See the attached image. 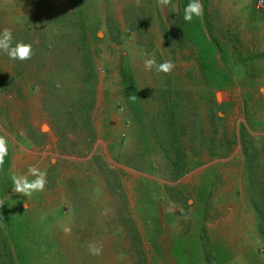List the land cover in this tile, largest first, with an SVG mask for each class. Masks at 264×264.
<instances>
[{"label":"rangeland","instance_id":"rangeland-1","mask_svg":"<svg viewBox=\"0 0 264 264\" xmlns=\"http://www.w3.org/2000/svg\"><path fill=\"white\" fill-rule=\"evenodd\" d=\"M74 1L0 0V30L11 29L14 42L30 43L33 50L24 62L0 52V136L8 140V176L27 175L29 166L47 173L43 192L23 197L10 187L0 202L24 208L49 240L46 259L53 264H191L194 250L197 264H264L259 248L256 256L248 251L243 258H205L193 227L202 213L210 214L193 203L202 196L214 204L223 186L215 169L220 172L225 164L216 162L208 173L207 199L202 191L197 195L199 180L192 172L201 155L224 158L237 151L242 160L234 157L229 166L243 183L242 129L264 159L262 0H208L212 35L232 65V82L223 87L202 81L195 51L170 48L164 33L178 21L177 0L169 6L158 0H78L95 75L92 140L82 133L73 103L83 83L89 85V78L76 81L84 71L77 37L60 35L49 23L59 14L75 20ZM143 53H154L158 62L171 60L175 68L167 74L149 71ZM216 59L221 64L220 53ZM121 68L131 73L135 103L125 97ZM71 115L75 119L65 125ZM173 123L189 162L175 179L165 163L172 154L162 149ZM130 223L139 232L140 247ZM90 243L102 246V254L91 255Z\"/></svg>","mask_w":264,"mask_h":264},{"label":"trees","instance_id":"trees-1","mask_svg":"<svg viewBox=\"0 0 264 264\" xmlns=\"http://www.w3.org/2000/svg\"><path fill=\"white\" fill-rule=\"evenodd\" d=\"M188 0H177L178 6V21L175 23L172 31L166 30L164 35L168 38L169 46L172 50L177 47H189L192 51H195V58L198 64V69L201 74L202 81L207 86L223 87L229 85L232 82L231 71L232 65L227 59L226 52L223 51V47L220 45L217 37L212 35L211 29L213 20L211 14L208 12V0H201L203 5V13L199 18H194L191 24L185 23L182 19V9ZM76 5H80L77 1H74ZM81 6V5H80ZM261 13L258 19L264 20V0H262ZM253 16L256 14V10L252 9ZM75 20L71 21V16L68 14H59L52 17L49 20L51 26L60 35H71L74 32V36L77 37L75 42L79 44L78 51L82 54L80 56V64L83 68V73L76 74V81H81L89 78V85L83 83V88H80V92L74 96L75 114L76 119L80 122L82 133L86 134L89 140L94 139L95 133L90 117L91 108L94 103V88L95 75L94 67L92 65L91 48L89 43V31L85 25V18L82 10L79 8L73 12ZM136 20H134L135 22ZM61 25V26H60ZM131 29H134L133 25H130ZM73 28L75 30H73ZM136 28V25H135ZM95 28L90 29V34L94 35ZM70 33V34H69ZM119 35V34H118ZM173 35V36H170ZM95 38H97L94 35ZM113 38L116 39L115 35ZM110 51L108 45H105ZM220 53L221 64L217 62L216 55ZM260 56L264 57V52H261ZM234 70V69H233ZM78 72V69L76 70ZM121 83L126 86L125 96L127 99H131L133 103L137 100V89L133 84L132 76L129 69L121 68L120 71ZM91 83V84H90ZM172 104V103H171ZM56 108L52 114L55 116L59 110ZM61 116V115H59ZM70 119L65 120V125L75 119L71 115ZM172 120L173 113L169 115ZM58 120L60 118L58 117ZM75 123H77L75 121ZM62 127V125H60ZM58 127V126H56ZM60 127V128H61ZM181 133H184L181 130ZM241 147L244 153V177H245V191L251 205L255 208L258 218V231L264 239V159L260 157L259 149L252 144L250 139L245 137L243 129L241 130ZM169 136V139H168ZM167 141L163 142L166 154H172L166 156V165L171 169V178L175 179L181 176L185 171L186 165H188L187 154L183 147V143L178 134V128L173 123L168 130ZM147 143V140H144ZM112 157L117 159V155ZM199 162H196L198 164ZM132 165V164H129ZM10 169V157L5 158V163L0 167V197L10 190L12 187L11 180L8 176ZM3 177L8 179L3 180ZM205 215V214H204ZM132 226L133 224L130 223ZM133 230V242L140 247L141 238L137 229L132 226ZM199 240L201 250L203 251L205 258L208 259L211 255L209 253V243L207 238L202 237ZM49 240L44 238L36 228L35 224L25 213L22 206H19L17 210H14L8 202H0V257L2 264H53L47 260V251L50 247L48 245ZM199 246V247H200ZM180 247V246H178ZM198 248V246H195ZM197 250L193 252V259L191 264H197ZM209 256H208V255Z\"/></svg>","mask_w":264,"mask_h":264},{"label":"crops","instance_id":"crops-1","mask_svg":"<svg viewBox=\"0 0 264 264\" xmlns=\"http://www.w3.org/2000/svg\"><path fill=\"white\" fill-rule=\"evenodd\" d=\"M234 157L242 160L237 151L229 153L224 158L201 155L199 163L192 170L193 177H196V180L198 177L199 180L198 184L200 188L197 195H201L202 191L204 192V197L207 199L209 191L205 186L208 173H212L216 162H224L225 164V167L221 168L220 172H218V169H215L220 179L222 178L223 186L217 190L216 194L218 195L214 200V204L209 202L208 199L204 201L202 196L198 197L200 200L198 203H193L194 209L206 210L210 214L208 217V213H206L207 215L202 213L204 217L194 224L193 232L197 231L198 240L203 239L201 238L202 235L205 236L204 238H207L212 260L221 255L226 257L231 256V258H243L247 256L248 251H251V255L256 256L258 248L261 251L264 250V248H261L262 246L259 247V241L262 240L264 243V239L258 231L256 210L251 205L244 188L245 177L242 183L239 177L240 173H237L239 171L229 166V162ZM242 173L244 175V172ZM204 179H206L205 184ZM209 197L210 195H208ZM209 208H213L214 212L213 210H209ZM230 262H232V259ZM245 264L248 263L245 261Z\"/></svg>","mask_w":264,"mask_h":264},{"label":"clouds","instance_id":"clouds-1","mask_svg":"<svg viewBox=\"0 0 264 264\" xmlns=\"http://www.w3.org/2000/svg\"><path fill=\"white\" fill-rule=\"evenodd\" d=\"M163 6L172 4V0H158ZM172 13L177 15V11L173 6ZM203 13V5L201 0H188L182 9V19L185 23L191 24L194 18H199ZM100 38H103V33H98ZM0 52L6 54L10 59L15 61H27L33 56L32 45L23 41H15L11 29L5 28L0 30ZM144 67L151 71L155 70L157 73H170L175 68V64L171 60L158 62L155 54L143 53ZM9 155L8 140L5 136H0V167L5 163V158ZM31 177V179H29ZM12 188L11 192L21 194L23 197H30L34 193H40L45 190L47 184V173L35 166H29L27 175L12 174L11 177ZM88 251L93 256L102 254V246L95 243H90ZM264 251V250H263Z\"/></svg>","mask_w":264,"mask_h":264},{"label":"built area","instance_id":"built-area-1","mask_svg":"<svg viewBox=\"0 0 264 264\" xmlns=\"http://www.w3.org/2000/svg\"><path fill=\"white\" fill-rule=\"evenodd\" d=\"M263 254H264V251H263Z\"/></svg>","mask_w":264,"mask_h":264}]
</instances>
